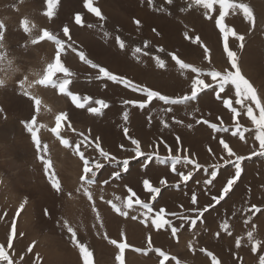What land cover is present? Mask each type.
Returning a JSON list of instances; mask_svg holds the SVG:
<instances>
[{
  "label": "rangeland",
  "instance_id": "obj_1",
  "mask_svg": "<svg viewBox=\"0 0 264 264\" xmlns=\"http://www.w3.org/2000/svg\"><path fill=\"white\" fill-rule=\"evenodd\" d=\"M244 1L245 0H236L237 3H245L255 17V28L249 31V27L251 28L249 24L247 31L246 29L244 30L245 40L247 42L252 35H255V33L258 34V32L264 29V0ZM154 4L157 8H165L167 11L154 12L152 8L148 7L147 0H93V6L98 7L105 17L104 20H100L84 9L83 0H59L56 15L49 20L42 14L46 10L44 0H0V23L4 25V37L2 41L4 47L0 49V52L6 55L4 64L0 66L3 67V70L0 71V82H2L0 83V109H3V112H0V220L8 221V223L6 222L4 225V229L6 227V233H4V230L1 232L3 233V238L0 240V245H4L7 249V237L12 230V224H19L15 225L16 234L18 235L15 234L13 236V244L16 240L18 241L16 243L17 249L15 251H12V249L10 250L15 264H82L78 249L71 244L69 234L66 228L63 227L65 221L73 227L78 240L86 244L92 250L94 254V264H119L115 259L119 250L115 248L114 245L109 244L108 239H115L117 242H124L129 245V247L125 248L122 256L124 264H159L160 258L155 252L150 251L145 255L143 251L137 252L134 250L147 249L149 237H151V243L154 248L162 249L170 258L175 257L174 260L170 259L169 261H165V264H176L177 261H179L180 264H211V259L200 251L201 248H206L217 255V257L220 256L221 259H219L222 261V264H259V256L264 255V250H262L264 249V230L262 229L264 226V200H259L260 196L264 194V182H261L263 181V175L258 179L259 184L262 186L261 192L257 193L256 187L250 189L244 186L245 183L248 185L255 184L257 172L260 166L264 165V158L259 156H253L243 162V175H245L246 178L242 175L237 185L234 186V191L231 192L224 201H221V203L216 206L215 210H210L211 215L208 213L204 214V223L201 224L198 220L196 226L192 227L191 231H189L186 226L181 232L177 233L178 239L171 236L170 229L167 231L165 229H152L150 220L147 222V227L141 224L139 221L144 219L141 215L143 210L139 209L137 206H133L135 210H127L129 215L123 217L115 213L107 203V201H112L118 206L122 205V202L129 196L127 187H131L137 196L145 202H148L150 200V194L143 189V179H149L154 186L162 188V196L157 197L158 203L153 202L155 205L154 211H158L160 207H164L166 212H183V214H187L186 216L195 218V213L185 210L193 207L202 208L206 203L212 202L211 195L218 194L223 184L226 183V179L234 174V170L231 166L221 167L219 169L221 175L218 176L213 185L208 186L210 193L205 194L203 180L205 178H210L209 174L213 170V165L223 164V161L220 160L219 157L221 155H226L219 144V139H225L230 148L239 155L244 154L245 156H249L251 152L246 151L252 144L255 145V147H259L256 141L251 143V140H246V135L248 133L255 134L254 128H252L254 126L251 124V121L240 115L237 116L236 121H233L232 113L223 106V99H216L213 89H207L205 92L206 94L201 93V96H208L209 102L212 100L219 104L220 107L217 115L212 102L211 104L203 102L202 105L206 110L204 109V115L202 113L203 116L196 114V121L206 119L216 123L218 127L228 128L229 133L213 132L206 124H197L195 121L197 126L202 125V127L205 128L207 134H202L203 137H206L208 134L213 136L210 143H208V140L205 138L204 142L200 144H196L197 141L194 136L190 137V135L197 132V128L193 126L185 131L182 130L181 126H179V128L170 124L169 129H163L159 119L155 117L156 113H161L159 111L161 105H159L158 102L154 101L143 111L133 108L131 105H123V100L140 98L139 94L125 89L122 85L113 84L110 81L96 80L94 78L97 74L96 70L82 63L71 48H66L61 55L64 66L74 74L71 77L72 84L69 88L80 96L89 95L93 100H106L110 107L104 110L103 115H91L87 112L86 108L76 109L66 96L58 94L56 89L50 87L49 89L44 87L45 89L47 88L45 92L48 94H45L43 91V86L28 88L29 93L33 95V97L49 105L48 108H46L42 106L43 103L41 102V105H39L40 111L38 112L32 106L31 100L19 94L20 86L18 82L26 75L28 76V82L37 79L39 73L42 72L47 63L51 62L55 54V45L47 40L40 41L36 45L31 44L29 33H26L21 27V21L23 20L28 21L27 27L30 30L31 36L39 37L41 29H48L65 41H67V38L63 36L62 28L67 24L71 29L72 38L76 42L73 44V48H76L77 51H84L93 62L96 61L95 63L105 66L116 74L126 76L136 83L147 85L154 90H158L170 96H177L189 92L191 79L194 78L193 74L190 70H184L183 74H181V70L175 66L167 53L177 52L179 57H183L181 58L183 62L194 66L191 62L194 60L193 57L188 59V57L186 58V56L178 51L179 43L177 44L176 42H178L180 38L177 36L184 37L182 33L189 32V35L193 37L196 35L199 36L201 42H204L203 44L208 47L207 42L214 39V31L219 30L215 29V25H213L214 21L203 19L204 10L202 8L181 11V9L188 8V0H173L172 4H166L165 0H154ZM76 12L81 13L83 17V27L77 26L74 23V14ZM169 13L171 14L169 15ZM195 18L198 20L196 19L195 21ZM135 19L141 21L139 27L133 23ZM153 21H158L159 23ZM193 22H197L198 25L196 23L191 24ZM200 22L203 26L200 25ZM224 23L226 22L224 21ZM89 24L95 25V27L89 28ZM100 25H103L102 29ZM185 25H187V27H185ZM170 27H172V29ZM153 28H156L163 35L157 36L152 31ZM166 28L172 31L169 32ZM173 28H175L176 31H173ZM193 28L195 29L194 33L192 31L190 32ZM104 32L109 33L107 40L104 38ZM204 34L206 35L204 36ZM219 34L220 40L228 42L223 40V35L220 32ZM117 35L125 42L124 51H121L115 44V37ZM173 36L175 39H171ZM229 36L227 39H233ZM163 37L165 39L168 38L167 41L169 42ZM145 41H148L149 47L144 50L148 51L150 55H140V61L144 60L138 62L132 55V49L137 46L143 48ZM169 45H172L171 49ZM157 47H163L165 51L163 53H158L156 52ZM100 56L103 60H100L102 59ZM152 56H159L161 59H165L166 63L169 64L166 70H162L163 72L161 73L160 80L158 79V82L155 80L157 83L154 82L155 78H152L155 72L154 67H156L155 62L152 60ZM128 60H130V62ZM8 61H11L12 67L17 71L11 70L7 63ZM103 63L107 64V66ZM139 65L144 72L140 69ZM151 66L153 69H151ZM143 67L146 68V70H144ZM197 68L200 69L199 67ZM168 69L172 72L170 70L168 72ZM213 69L217 70L215 67H213ZM124 71L131 75L129 74V76H127ZM145 71H147V73H145ZM201 71L208 72V70ZM243 71L245 72V69L242 70V73ZM9 73H11L12 76ZM252 73L263 76L262 73L258 74V72L255 71H252ZM252 73L249 75L251 76ZM246 74L243 73L251 82L254 90H257L256 92L259 97L264 99V77H262L258 83L256 81L252 82L253 80H250V76L247 77ZM163 75H165V78L167 76L168 81ZM171 75L179 78H174L172 76V80V77H170ZM55 78L62 79L63 74L56 73L54 79ZM5 80L8 82H5ZM148 81L152 82L147 83ZM28 82L25 83V88L28 87ZM206 83L213 82L210 78H206ZM104 85H107V87L105 88ZM156 86L158 87L156 88ZM186 86L188 88H186ZM95 90L97 92H95ZM121 90L123 91L122 93ZM50 92L52 95H49ZM209 95L212 98L209 97ZM50 97L53 100L49 99ZM223 98L230 99V106L235 107L239 112L238 106H235L236 103L230 96H223ZM59 102H61L60 106ZM41 106L44 107V109ZM252 107L255 108V105H252ZM45 108L48 112L44 111L46 110ZM184 108V106H174V109L180 112H182ZM125 110L129 111V120L126 124L122 119V113ZM52 112L56 113V115L61 112L67 113L68 120L76 129V132L89 134V129H91V137H99L103 149L115 155L120 160L133 155L130 152L123 151L119 147L120 144L131 147L130 141L126 139L124 135L123 129L125 127L129 129V135L132 138L138 139L141 142L143 151H157L162 160L169 156V152L159 141L163 139L175 150L177 148L175 137L179 135L182 140V148L187 150L184 154L191 153V157L201 164L203 168H208L209 174H205L202 168L199 172L194 174L192 180L187 183L181 182L179 188H165L159 184L160 179H166L169 185L176 184L179 180V178L170 171V162L161 163L158 160H153L150 165L152 166L151 168L143 169L137 161L133 160L130 164V171L128 173H122L123 178L121 180H110L109 184L102 185V181L109 179L112 171L115 170L113 165H106V167L98 173L96 183L89 189L92 193L94 206L96 208V212H93V203L84 196L83 188L80 187L79 176L82 174V161H80L79 157L75 155L71 149L61 145L59 140L49 131L50 128L56 126L54 121L55 118L52 117ZM193 113H195V111H193ZM33 115L36 116L38 138L41 140L42 145H47V158L51 162V169L61 182V191L59 193L51 189L48 179L44 175L43 164L37 159V153L31 142V137L21 124L22 120H31ZM149 115L152 116L151 123L148 121ZM158 116H162V118L166 120L167 117L170 116V113L167 115L161 113ZM218 116L221 118L220 120L216 119ZM140 119H143V122ZM182 120L184 121L183 128L186 129L185 124H190V122L188 123L190 119L182 117ZM53 122L54 124H52ZM122 122L124 123L122 124ZM130 122H134V124L131 125ZM237 124L240 125L241 130H244L245 127L246 129H250L248 132L244 131L245 139L243 140L239 135H231V132L235 130ZM60 133L64 139H68L73 145L82 139V137L78 136L67 127L66 121H61ZM142 135H144V137ZM214 136L216 139H214ZM145 137L147 139H145ZM157 144H159L158 148ZM209 149H211L212 152H209ZM81 150L85 152L88 158H98V153H96L91 146L85 147L82 144ZM212 153H215V155ZM141 159H143V157H141ZM254 164L256 166H254ZM249 166L251 168H249ZM191 167V165L187 168H183L180 165L177 166L178 170L185 172L190 170ZM247 168L250 170L248 171ZM262 169L264 170V167ZM197 181H199L201 187ZM241 182L244 183L242 184L244 187L243 190L239 188ZM193 183L195 187H193ZM44 185L46 188H44ZM188 185H191V187ZM196 187L198 189L200 188L199 191H197L198 189ZM192 190L196 192L198 201L201 199L198 205L193 206L191 204ZM11 192L14 195L11 194ZM101 197H103V199H101ZM117 197H119V199H117ZM135 198V196L132 197L133 201ZM25 200L26 203L21 209L20 205L24 203ZM186 202L188 203L186 204ZM181 205H183L184 209H181ZM252 205L258 207L260 211L256 212L252 209ZM45 210H47V215H45ZM48 211L50 213L52 212L54 215L52 213L50 215ZM97 213L99 214V220L97 219ZM133 215L137 216L136 220L131 219ZM168 218L172 219L177 225L180 223V221L175 220L174 217ZM207 219H209V221ZM3 221H0V227ZM225 221L229 224V231L233 233L232 236H228L225 232L220 230V225ZM20 222L23 223L22 226H24V228L20 227ZM28 222L29 225L27 224ZM208 223L210 224L207 225ZM17 230L20 231V234ZM217 232H220L219 237L215 236ZM248 232H252L253 241H260L257 253L255 254L251 252V245L247 237ZM122 233L123 237L121 236ZM105 236H107L108 239H105ZM207 237H209L210 240ZM237 237L242 238L241 247L239 249L236 248L235 245ZM18 238H20V240ZM227 241L230 243H227ZM189 242L192 243L191 250L189 249ZM29 246L32 247L31 252L28 251ZM13 247L14 245L12 248ZM218 249H220V251ZM219 253L223 255V257ZM237 257L240 259H237Z\"/></svg>",
  "mask_w": 264,
  "mask_h": 264
},
{
  "label": "snow or ice",
  "instance_id": "obj_2",
  "mask_svg": "<svg viewBox=\"0 0 264 264\" xmlns=\"http://www.w3.org/2000/svg\"><path fill=\"white\" fill-rule=\"evenodd\" d=\"M166 4H172L173 0H165ZM44 4L46 10L42 13L45 17L51 20L56 15V10L59 5V0H44ZM148 7L152 8L153 11L156 12H166L165 8H157L154 4V0H147ZM83 7L93 16L97 17L100 20H104L105 17L102 15L100 9L98 7L93 6V0H83ZM203 9V19L214 21L215 27L219 30V32L223 35L225 41H227V37L229 35L233 36L235 41L238 43L235 45L236 50H230L229 44L226 42L224 44V52L227 56L228 66L223 70H209L208 72H203L195 66H191L188 63L182 61V59L175 52H168L167 55L171 57V61L174 62L175 66H177L181 70V74H183L184 70H190L193 74L194 78L191 79L190 83V91L185 92L181 95L170 96L164 94L158 90H154L153 88L136 83L126 76L116 74L102 66L99 63L93 62V60L89 59L84 51H77L76 48H73V44L76 42L73 40L71 35L70 27L65 24L62 28L63 36L67 38V41L61 39L57 34H53L48 29H41V34L39 37L31 36L30 30L27 27L28 21H21V27L24 29L26 33H29L30 42L32 45L38 44L40 41L47 40L55 45V54L51 60V62L47 63L43 68L42 72H40L37 79L28 82V76H24L22 80H20V95L22 97H27L28 100L32 101V106L39 111V105L41 101L35 97H33L28 88L33 86H43L50 87L52 89H56L58 94L66 96L71 104L74 105L76 109H85L87 112L94 116H101L104 113L105 109L110 107L109 103L104 99H95L93 100L91 96L84 95L80 96L77 93H74L70 90L69 86L72 84L71 77L74 75L67 67L64 66V63L61 60L62 52L66 48H71L73 52L79 57L82 63L87 64L90 68L96 70L95 79L96 80H106L110 81L116 85H122L125 89H129L134 93H138L140 98L137 99H125L123 100V105H131L133 108H137L141 111L148 108L154 101L158 102L161 105L160 111L162 114L167 115L168 113L174 112V106H184L186 109L192 108V105L198 101V99H202L201 93H205L207 89H213L215 97L217 100L223 99V106L228 109L232 113V120L236 121L237 116L240 113L237 111L235 107H231L230 99L223 98V96H231L234 92L235 103L240 105L242 108L246 109V116L251 124L254 126L255 141L258 142V149L254 148L249 156L239 155L234 150H232L229 144L225 141V139L220 138L219 144L223 149V152L226 155H221L219 157L220 160L223 161V164L213 165V170L208 173V168H203L201 164H199L195 159L191 157V153L184 154L187 152L186 149L182 148V140L179 135L175 137L177 148L174 150L166 141L161 139L159 143L163 144L164 148L168 150L169 156L165 157L163 160L159 152H145L142 150L141 142L138 139L132 138L129 135V129L125 127L123 129L125 138L130 141L131 147H127L124 144H120L119 147L125 151L130 152L133 155H130L128 158L123 160L118 159L115 155L105 151L101 146V140L99 137H91V129H89V134H84L83 132H76V129L72 126L71 122L68 120L67 113L61 112L55 117V127L49 129V131L59 140L60 144L66 148L71 149L75 155H77L82 161V174L79 176L80 187L83 188V194L88 198L90 202L93 203V212H96V208L94 206L93 196L90 192V187L96 183L98 173L101 172L102 169L106 167V165H113L115 170L112 171L109 179H105L102 181V185L109 184L110 180H121L123 178L122 173H128L130 171V164L133 160L137 161L143 169H148L153 162V160H158L161 163L170 162V171L179 178L176 184L169 185L166 179H160L159 184L167 187L179 188L180 183H187L193 179L194 174L199 172L203 168V172L205 174H209L210 178H205L203 180V184L205 186V194L210 193L209 185H213L214 181L220 175L219 169L221 167L231 166L234 170V174L226 179V183L223 184L219 193L216 195H211V203H206L202 208L201 207H193L191 209H186L185 211H191L195 213V218H190L183 214V212H166L164 207H160L158 211H154V203H158L157 197L162 196V188L154 186L153 183L149 179H143V189L150 194V200L145 202L136 193L133 191L131 187H127V191L129 193L128 198L122 202V205L118 206L112 201H107V203L111 206L112 210L120 216L127 217L129 212L127 210H135L134 205L139 209L143 210L141 215L144 219H141L139 222L144 224L146 227L148 226L147 222L151 221V228L155 230L165 229L166 231L170 229L171 236L173 238H177V233L184 229L186 226L189 231H191L192 227L196 226L197 221L201 224L204 223V214L208 213L211 215L210 210H215L216 206L224 201L226 197L229 196L231 192L234 191V186L237 185V182L241 179L244 168L243 162L247 159H250L253 156H259L264 158V99H261L258 93L254 90L251 82L243 75L242 70L239 64V53L240 50L244 48L245 36L238 34L234 28L226 26L224 23L226 19V14L228 12L235 13L236 10H240L246 21H248L251 25L249 31L255 28V17L253 16L251 10L245 3H237L236 0H188V8L181 9V11H190L191 9ZM171 13H169L170 15ZM74 23L77 26L83 27L84 21L81 13L76 12L74 14ZM133 23L140 26L141 21L139 19L133 20ZM89 28L95 27V25L89 24ZM187 27V25H185ZM4 25L0 23V49L4 47L2 41L4 37L3 32ZM100 28H103V25H100ZM118 31V29H117ZM152 31L157 35H161V33L153 28ZM190 31L194 32V28ZM109 33L104 32V38L107 40ZM184 37L186 40H189L193 44H198L204 49V58L211 63L209 59L210 50L208 47L201 43V39L199 36H191L189 32L184 33ZM115 44L121 51L125 50V42L121 39L119 35L115 37ZM149 47L148 41L144 42V47L141 48L139 46L132 49L133 57L140 62V55L149 56L150 53L145 51ZM165 49L163 47H157L156 52L163 53ZM6 60V55L0 52V66L4 64ZM152 60L155 62V66L158 69L166 70L169 67V64L166 63L165 59H161L159 56H152ZM12 71L16 69L12 67L11 61L7 62ZM3 70V67H0V71ZM56 73H62L63 78H55ZM206 78H210L213 83H206ZM28 82V87L25 88V83ZM2 83V82H0ZM107 87V85H104ZM223 94V96H222ZM245 101L248 103L245 104ZM95 105V106H93ZM255 105V108L252 107ZM194 111H199L198 108L194 109ZM0 112H3V109H0ZM122 119L125 124L129 120V111L125 110L122 113ZM159 119L160 125L163 129H169L170 124L167 120L163 119L162 116H157ZM220 120L221 118L218 116L216 118ZM152 120V116H148L149 123ZM61 121L67 122V127L78 136L82 137V139L77 142L75 145L70 143L68 139H64L60 133ZM172 123L176 125L184 126V121L177 119L175 116L172 117ZM197 124H206L213 132H228L229 129L226 127H218V125L214 122H210L206 119L197 120ZM21 124L25 131L30 135L31 142L35 147L37 153V159L41 161L43 164L44 175L47 177L48 182L55 192L59 193L61 191V182L56 174L51 169V162L47 158V145H42L41 140L38 138V130L36 128V116L33 115L31 120H22ZM188 128H191L192 125L188 124ZM244 131H250V129H240V125L237 124L235 130L231 132L232 136L239 135L240 138L244 139ZM85 147L91 146L94 148L95 152L98 153V158H88L85 155V152L81 150V145ZM159 144H157V148ZM209 152H212L209 149ZM175 153V154H173ZM215 155V153H212ZM143 157V159H141ZM180 165L183 168H187L191 165V169L187 172L178 170L177 166ZM199 183V181H197ZM79 191V189H78ZM135 196V200L133 201L132 197ZM103 199V197H101ZM119 199V197H117ZM24 203H21L20 208L24 207ZM198 197L195 192L191 195V204L198 205ZM183 208V205L180 206ZM256 212H259L260 209L255 205L252 206ZM45 215H47V210H45ZM168 217H174L175 220L180 221L177 225L174 223L172 219ZM97 219L99 220V214L97 213ZM131 219L136 220L137 216L133 215ZM66 228L67 233L69 234V240L71 244L78 249L79 256L82 261V264H94V254L92 250L84 243L80 242L77 238V234L73 227H71L67 221L64 222L63 225ZM220 230L225 232L228 236H232V232L229 231V224L227 221L220 225ZM16 234L15 224L13 223L11 233L7 237V249L4 245H0V264H15V261L12 259L10 254V250L13 246V236ZM217 237L220 236V232L215 234ZM123 237V233L121 234ZM248 241L251 245V252L253 254L257 253L258 246L260 241H253L252 232L247 233ZM105 239H108L105 236ZM178 239V238H177ZM241 239L240 237L236 238L235 245L236 248L241 247ZM108 243L114 245L115 248L119 250V253L116 255L115 259L119 264H124V260L122 256L124 254V250L129 245L124 242H117L115 239H108ZM189 249H192V243L189 242ZM137 252L143 251L145 255L148 252H155L157 256L160 258L159 264H165V261H169L170 259H175V257H169L168 254L160 248H154L151 243V237H149V243L147 249H134ZM29 252L32 251V247L29 246ZM201 252L205 253L210 259L211 264H222V261L215 255L213 252L207 250L206 248H201ZM22 259V257H21ZM237 259H240L237 257ZM176 264H180L179 261ZM259 264H264V255L259 256Z\"/></svg>",
  "mask_w": 264,
  "mask_h": 264
},
{
  "label": "bare ground",
  "instance_id": "obj_3",
  "mask_svg": "<svg viewBox=\"0 0 264 264\" xmlns=\"http://www.w3.org/2000/svg\"><path fill=\"white\" fill-rule=\"evenodd\" d=\"M246 1V0H245ZM244 1V2H245ZM176 10V9H175ZM196 10V9H195ZM155 12V11H154ZM196 12V11H195ZM158 13V12H157ZM157 13H155V14H157ZM174 13V12H173ZM27 14V13H26ZM19 17V16H18ZM186 18H190V17H186ZM175 19V18H174ZM196 19L197 18H195V21H196ZM156 20V19H155ZM189 20V19H188ZM187 20V21H188ZM198 20V19H197ZM190 21V20H189ZM193 21H194V19H193ZM4 22V21H3ZM153 22H158V21H153ZM225 22H226V25L228 26V27H231V28H234L235 29V31L238 33V34H241V35H243L244 34V30L246 29V31H247V27H248V25L250 24L248 21H246L245 20V18H244V15H243V13L240 11V10H236V12L235 13H232V12H228L227 14H226V19H225ZM159 23V22H158ZM197 24V22H193V23H191V24ZM213 24V23H212ZM157 25V24H156ZM198 25V24H197ZM196 25V26H197ZM200 25H201V22H200ZM205 25V24H204ZM214 25V24H213ZM169 26V25H168ZM172 26V25H171ZM201 26H203V25H201ZM201 26H200V28H201ZM212 26V25H211ZM205 27V26H204ZM165 28V27H164ZM171 29H172V27H170ZM197 28V27H196ZM213 28V27H212ZM160 29V28H159ZM167 29V28H166ZM174 30L173 31H176V29L175 28H173ZM180 29H181V27H180ZM180 29H178V30H180ZM184 29V28H183ZM187 29V28H186ZM202 29H203V27H202ZM207 29V28H206ZM211 29V28H210ZM210 29H209V31H210ZM214 29V28H213ZM215 29H217L216 27H215ZM249 29H250V27H249ZM190 30V29H189ZM195 30V29H194ZM199 30V29H198ZM204 30H205V28H204ZM212 30V29H211ZM165 31V30H164ZM163 31V32H164ZM167 31H169L168 29H167ZM166 31V32H167ZM170 31H172V30H170ZM169 31V32H170ZM202 31V30H201ZM201 31H200V33H201ZM213 31V30H212ZM211 31V32H212ZM161 32H162V30H161ZM191 32V31H190ZM195 32V31H194ZM193 32V33H194ZM204 32V31H203ZM203 32H202V34H203ZM207 32V31H206ZM215 32V33H214ZM213 33H214V39L213 40H211V41H209V42H207L208 43V49L210 50V56H209V59L211 60V63H209L208 62V60H205V58H204V49L200 46V45H198V44H193V43H191L189 40H186L185 39V37H180V36H177V37H179L180 39H179V41L178 42H176L177 44L179 43V45H178V51L182 54V55H184V56H186V58L188 57V59H190V58H194V60L193 61H191L192 63H193V65L194 66H197V67H199L201 70H212L213 69V67H215L217 70H223L225 67H227L228 66V62H227V56H226V53L224 52V44L226 43V42H224V41H222V40H220V34H219V31H214ZM176 33H178V32H176ZM212 33V34H213ZM180 34V33H179ZM179 34H177V35H179ZM183 35H184V33H182ZM208 34V33H207ZM151 35V34H150ZM161 35H163L162 33H161ZM195 35V34H194ZM206 34H204V36H205ZM192 36V35H191ZM197 36V35H196ZM208 36V35H207ZM244 36H245V34H244ZM164 37H165V35H164ZM163 37V38H164ZM170 37V36H169ZM176 37V38H177ZM213 37V36H212ZM211 37V38H212ZM229 37H232L233 39H227V43L229 44V48H230V50H236V47H235V45L238 43L237 41H235V39H234V37L233 36H229ZM175 39V37L173 36L171 39ZM158 39V38H157ZM165 39V38H164ZM168 39V38H167ZM167 39H165L166 41H167ZM170 39V40H171ZM209 39H210V37H209ZM223 39V38H222ZM176 40H178V39H176ZM203 40V39H202ZM206 40V39H205ZM224 40V39H223ZM163 42H164V40H163ZM167 42H169V41H167ZM170 42H172V41H170ZM202 43V42H201ZM204 43V42H203ZM202 43V44H203ZM167 44H169V43H167ZM167 44H166V46H167ZM174 44V43H173ZM170 46V45H169ZM172 46V45H171ZM171 46H170V49H171ZM175 46V45H174ZM166 48V47H165ZM108 52V51H107ZM20 53V52H19ZM104 53V52H103ZM177 53V52H176ZM178 54V53H177ZM180 54V55H181ZM103 55V54H102ZM105 55V54H104ZM179 55V54H178ZM181 55V56H182ZM101 57V56H100ZM102 58V57H101ZM180 58H183V57H180ZM185 58V57H184ZM100 60H103V58L102 59H100ZM125 60V59H124ZM123 60V61H124ZM144 60V59H143ZM143 60H141V61H143ZM183 60V59H182ZM192 60V59H191ZM98 61H99V58H98ZM129 62H130V60H128ZM140 61V62H141ZM96 62V61H95ZM125 62H126V60H125ZM128 62V63H129ZM133 62V61H132ZM132 62H131V64H132ZM189 62H190V60H189ZM106 63V62H105ZM174 63V62H173ZM104 64V63H103ZM124 64V63H123ZM136 64V63H135ZM191 64V63H190ZM239 64H240V68H241V70H243V69H245V72L243 71V73H247L246 75H247V77L248 76H250L249 74L250 73H252V71H255V72H258V74L259 73H262L263 74V76H260V75H255L254 73H252V75L250 76V80H253L252 82H254V81H256V82H260V79L262 78V77H264V29L262 30V31H260V32H258V34L257 33H255V35H252V37L246 42V40H245V42H244V48L242 49V50H240V53H239ZM104 65H106L107 66V64H104ZM110 65V64H109ZM133 65H134V63H133ZM41 66V65H40ZM136 66V65H135ZM140 66V65H139ZM152 67V66H151ZM150 67V68H151ZM136 68H138V67H136ZM144 68V67H143ZM171 68V67H170ZM140 69H141V66H140ZM139 69V70H140ZM147 69H148V67H147ZM151 69H153V67L151 68ZM175 69V68H174ZM137 70V69H136ZM142 71H143V69H141ZM144 70H146V68H144ZM161 70V69H160ZM160 70H158V68H156V67H154V75L152 76V78L154 79V82L155 83H157L158 82V79L160 80V76H161V73L163 72L162 70L160 71ZM169 70L170 69H168L167 71L169 72ZM17 71V70H16ZM126 71V70H125ZM124 71V72H125ZM171 71V70H170ZM174 71V70H173ZM123 72V73H124ZM128 72V71H127ZM144 72V71H143ZM172 72V71H171ZM177 72H179V71H177ZM188 72V71H187ZM18 73V72H17ZM126 73V72H125ZM124 73V74H125ZM145 73H147V71H145ZM188 73H190V72H188ZM10 75H11V73H9ZM8 74V75H9ZM40 74V73H39ZM127 74V73H126ZM130 74V73H129ZM129 74H127V76H129ZM186 74V73H185ZM9 75V76H10ZM131 75V74H130ZM144 75V74H143ZM152 75V74H151ZM169 75V74H168ZM173 75H174V73H173ZM173 75H171L170 77H172ZM189 75V74H188ZM187 75V76H188ZM8 76V77H9ZM12 76V75H11ZM165 75H163V77H164ZM175 76V75H174ZM173 76V77H174ZM179 76V75H178ZM5 77V76H4ZM7 77V78H8ZM36 77V76H35ZM138 77V76H137ZM147 77V76H146ZM169 77V78H170ZM173 77H172V80H173ZM177 77V76H176ZM176 77H174V78H176ZM190 77V76H189ZM194 77V76H193ZM31 78V77H30ZM162 78V77H161ZM165 78V77H164ZM177 78H179V77H177ZM181 78V77H180ZM6 79V78H5ZM9 79V78H8ZM166 80L168 79L167 78V76H166V78H165ZM3 80H4V78H3ZM157 82H156V81ZM164 80V79H163ZM171 80V79H170ZM185 80V79H184ZM168 81V80H167ZM175 81V80H174ZM5 82H8L7 80H5ZM152 82V81H151ZM151 82H147V83H151ZM170 82V81H169ZM186 82V81H185ZM188 82V81H187ZM263 82H264V80H263ZM84 83V82H83ZM143 83V82H142ZM146 83V84H147ZM165 83V82H164ZM172 83V82H171ZM184 83V82H183ZM145 84V83H144ZM175 84V83H174ZM88 85H89V83H88ZM91 85V84H90ZM160 85H162V84H160ZM160 85H159V87H160ZM165 85V84H164ZM167 85V84H166ZM188 86V85H187ZM186 86V88H188ZM88 87V86H87ZM91 87V86H90ZM114 87V86H113ZM158 86H156V88H157ZM181 87V86H180ZM44 88V87H43ZM48 89H49V87H47ZM47 88L45 89L44 88V92L45 91H47ZM106 88V87H105ZM166 88V87H165ZM182 89H184L183 87H181ZM112 89V88H111ZM167 89V88H166ZM180 89V88H179ZM115 90V89H114ZM113 90V91H114ZM122 90H124V89H122ZM121 90V93L123 92ZM263 90H264V88H263ZM185 91H186V89H185ZM257 91V90H256ZM43 92V93H44ZM51 92H53V91H51ZM49 93V95L51 94L52 95V93ZM95 92H97L96 90H95ZM102 92V91H101ZM116 92V91H115ZM118 92H120V91H118ZM210 92V91H209ZM41 93V92H40ZM47 92H45V94H46ZM107 93H109V92H107ZM212 93V92H211ZM48 94V93H47ZM204 94H206V93H204ZM49 95H47V96H49ZM100 95V94H99ZM110 95V94H109ZM108 95V96H109ZM33 96V95H32ZM36 96V95H35ZM107 96V95H106ZM135 96V95H134ZM133 96V97H134ZM202 96H204V95H202ZM43 97V96H42ZM53 97V96H52ZM209 97H211L210 95H209ZM227 97V96H226ZM234 101H235V96H234V92L232 93V95L230 96ZM44 98H45V96H44ZM212 98V97H211ZM210 98V99H211ZM46 99V98H45ZM49 99H52L51 97L49 98ZM62 99V98H61ZM40 100V99H39ZM53 100V99H52ZM63 100V99H62ZM48 101V100H47ZM64 101V100H63ZM63 101H61V102H63ZM211 102H212V104H213V106L215 107V109H216V115H217V113H218V111H219V104L218 103H215V102H213L212 100H210ZM42 103H43V105L42 106H44V107H46V108H48V106L49 105H46L43 101H41ZM46 102V101H45ZM55 102V101H54ZM61 102H59V106H60V103ZM65 102V101H64ZM203 102H207V103H210L211 104V102H209L208 101V96H204L202 99H198V101L196 102V103H194L193 105H192V108H190V109H186V108H184L183 110H182V112H180L179 110H177V109H174V112H172V113H170V116L169 117H167V121L169 122V124H172V125H174V126H177V127H179V126H181V125H176V124H173L172 123V117L173 116H175L177 119H180V120H182V117L183 118H185V119H190L189 121H188V123L190 122V124L193 126V127H195V128H197V132L196 133H194L193 134V132H192V134L193 135H190V137L191 136H194L195 137V140L197 141L196 142V144H200V143H202V142H204V140H205V138L208 140V143H210L211 142V139L213 138V136H210V134H208L206 137H203L202 136V134H204V133H206V130H205V128H203L202 127V125L201 126H197L196 124H195V121H196V114H199V115H202V113H203V115H204V112L203 111H205L206 109L204 108V106L202 105L203 104ZM248 102L247 101H245V104H247ZM57 104V103H56ZM67 104V103H66ZM40 105H41V103H40ZM41 106V107H42ZM235 106H238V109H239V113H240V116L241 117H243V118H246L247 120H248V118H247V116H246V109L245 108H240L241 106L240 105H237V104H235ZM254 106V105H253ZM40 107V108H41ZM44 107H42L43 109H44ZM67 107V106H66ZM45 108V109H46ZM62 108V107H61ZM196 108H198L199 109V111H195V113H193V111H194V109H196ZM43 109H41V110H43ZM63 109V108H62ZM205 109V110H204ZM40 111V110H39ZM44 111H47L48 112V110L46 109V110H44ZM111 111H112V109H111ZM160 111V110H159ZM66 112V111H65ZM110 112V111H109ZM161 112V111H160ZM221 112V111H220ZM40 114V113H39ZM161 113H156V115H155V117H157L158 115H160ZM206 114V113H205ZM211 114H214V113H211ZM111 115V114H110ZM202 115V116H203ZM215 115V116H216ZM69 116V115H68ZM208 116V115H207ZM206 116V117H207ZM52 117H56V113H54V112H52ZM93 117V116H92ZM131 118V117H130ZM89 119V118H88ZM135 119V118H134ZM145 119V118H144ZM198 119H199V116H198ZM212 119V118H211ZM118 120V119H117ZM140 120H142V122H143V119H140ZM170 120V121H169ZM242 120V119H241ZM54 121H55V119H54ZM134 121V120H133ZM138 121V120H137ZM155 121V120H154ZM52 122V121H51ZM50 122V123H51ZM97 122V121H96ZM141 122V121H140ZM99 123V122H98ZM124 122H122V124H123ZM138 123V122H137ZM151 123V122H150ZM52 124H54V122L52 123ZM102 124V123H101ZM130 124L131 125H133L134 124V122L133 123H131L130 122ZM141 124V123H140ZM143 124V123H142ZM171 125V126H172ZM187 125L188 124H185V128L186 129H184L183 128V126H181L182 127V130H189V128L187 127ZM63 126V125H62ZM105 126V125H104ZM143 126V125H142ZM157 126V125H156ZM242 126H243V124H242ZM109 127V126H108ZM154 127V126H153ZM146 128V127H145ZM157 128V127H156ZM155 128V129H156ZM180 128V127H179ZM252 128H254V127H252ZM251 128V129H252ZM245 129H246V127H245ZM146 130V129H145ZM157 130V129H156ZM181 130V131H182ZM192 131V130H191ZM252 131V130H251ZM143 132H144V130H143ZM142 132V133H143ZM157 132V131H156ZM155 132V133H156ZM248 132V131H247ZM146 133V132H145ZM144 133V134H145ZM189 133V132H188ZM188 133H187V135H188ZM209 133V132H208ZM229 133V132H228ZM207 134V133H206ZM141 135V134H140ZM147 135V134H146ZM186 135V136H187ZM143 137H144V135H142ZM142 136H141V138H142ZM254 136H255V134H253V133H248L247 135H246V140H251V143L252 142H255V139H254ZM149 137V136H148ZM189 137V136H188ZM189 137V138H190ZM144 139V138H143ZM142 139V140H143ZM145 139H147L146 137H145ZM214 139H216L215 138V136H214ZM245 139V138H244ZM150 140V139H149ZM148 140V141H149ZM142 143H144V142H142ZM243 143V142H242ZM258 142L256 141V144H257ZM57 144V143H56ZM235 144V143H234ZM258 145V144H257ZM155 147V146H154ZM254 148H257L258 149V147H255V145H253L252 144V146H250V148L246 151V152H252L253 151V149ZM234 149H236V148H234ZM240 150V149H239ZM251 154V153H250ZM242 155H244V154H242ZM16 161V160H15ZM253 162V161H252ZM261 162H262V160H261ZM254 163V162H253ZM263 163V162H262ZM254 166H256L255 164H254ZM152 166H150V168H151ZM248 167V166H247ZM264 167V165H262V166H260V169H259V171L257 172V179H256V182H255V184H253V185H248L247 183H240V185H239V188H240V190H243L244 189V187H243V185L242 184H244V186L246 187V188H250V189H252V188H255L256 187V192L257 193H259V192H261L262 191V186L259 184V181H258V179L259 178H261V175H263V181H261V182H264V170L262 169ZM249 168H251L250 166H249ZM153 169V168H152ZM155 170V169H154ZM158 170H160V169H158ZM246 170V169H245ZM247 170H248V168H247ZM250 170V169H249ZM248 170V171H249ZM132 171V170H131ZM157 172V171H156ZM246 172V171H245ZM152 173V172H151ZM134 175V174H133ZM220 175H221V173H220ZM245 175H243V177H244ZM251 176V175H250ZM208 177V176H207ZM222 177V176H221ZM125 178V177H124ZM218 178V177H217ZM245 178H246V176H245ZM244 178V179H245ZM253 178V177H252ZM255 179V178H254ZM247 182V181H246ZM217 183V182H216ZM200 184V183H199ZM195 184L193 183V187H195L194 186ZM188 186H190L191 187V185H188ZM200 187H201V184H200ZM205 187V186H204ZM257 187H259V188H257ZM44 188H46L45 187V185H44ZM43 188V189H44ZM197 188V187H196ZM189 189V188H188ZM187 189V190H188ZM192 189V188H191ZM194 189V188H193ZM198 189V188H197ZM196 189V190H197ZM200 189V188H199ZM199 189L197 190V191H199ZM40 191H44V190H40ZM190 191V190H189ZM188 192V191H187ZM192 192H193V190H192ZM213 192V191H212ZM215 192V191H214ZM196 193V192H195ZM216 193V192H215ZM245 193H247V194H249L248 192H245ZM11 194H13L12 192H11ZM181 194V193H180ZM183 194H184V192H183ZM189 194V193H188ZM14 195V194H13ZM14 197V196H13ZM12 197V198H13ZM184 197V196H183ZM11 198V199H12ZM15 198V197H14ZM14 198H13V200H14ZM17 198V197H16ZM204 198V197H203ZM208 198V197H207ZM206 198V199H207ZM55 199V198H54ZM189 199V198H188ZM72 200V199H71ZM201 199H199V201H200ZM259 200H264V194L262 195V196H260V198H259ZM260 201V202H261ZM189 202V201H188ZM188 202H186V204L188 203ZM156 203V202H155ZM253 204V203H252ZM260 204V203H259ZM262 204H263V202H262ZM250 205V204H249ZM194 206V205H193ZM192 206V207H193ZM253 206V205H252ZM191 207V206H190ZM51 209V208H50ZM182 209V208H181ZM184 209V208H183ZM55 211V210H54ZM49 212V211H48ZM50 213V212H49ZM52 213V212H51ZM51 213H50V215H51ZM53 214V213H52ZM185 215H187L186 213H184ZM54 215V214H53ZM52 215V216H53ZM189 215V214H188ZM235 217V216H234ZM30 218V217H29ZM232 218V217H231ZM1 219V218H0ZM54 220V219H53ZM208 221H209V219H207ZM206 220V221H207ZM0 221H3V220H0ZM26 221V220H25ZM27 221H28V219H27ZM8 223V221H3V224H2V226L0 227V240L3 238V233H1L2 232V230H6V227H5V229H4V225H5V223ZM40 222V221H39ZM2 223V222H1ZM54 223V222H53ZM52 223V224H53ZM56 223V222H55ZM210 223L212 224V222L210 221ZM210 223H208L207 225H209ZM214 223V222H213ZM20 224H21V226L20 227H23L24 228V226H22L23 225V223H21L20 222ZM28 225H29V222L27 223ZM51 224V225H52ZM215 224V223H214ZM213 224V225H214ZM8 225V224H7ZM13 225V224H12ZM15 225H19V224H15ZM24 225H26V224H24ZM53 226V225H52ZM212 226V225H211ZM17 227V226H16ZM215 228V227H214ZM213 228V229H214ZM262 229L264 230V226L262 227ZM18 231V233L20 234V231L19 230H17ZM26 231V230H25ZM196 231V230H195ZM200 231V230H199ZM181 232V231H180ZM198 232V231H197ZM4 233H6V231L4 232ZM10 233H11V231H10ZM9 233V234H10ZM17 233V232H16ZM29 233V232H28ZM200 233V232H199ZM207 233H208V231H207ZM30 234H31V232H30ZM157 234V233H156ZM188 234V233H187ZM186 234V235H187ZM210 234V233H209ZM16 235H18V234H16ZM153 235V234H152ZM182 235V234H181ZM185 235V236H186ZM162 236V235H161ZM183 236V235H182ZM189 236V235H188ZM207 236V235H206ZM216 236V235H215ZM17 237H19V236H17ZM190 237V236H189ZM21 238V237H20ZM20 238H18L19 240H20ZM22 238H24V237H22ZM184 238V237H183ZM188 238V237H187ZM207 238H209V237H207ZM17 239V238H16ZM15 239V240H16ZM14 240V241H15ZM23 240V239H22ZM209 240H210V238H209ZM220 241H221V239H220ZM18 241L16 240L15 242H14V247L12 248V251H15L17 248H16V243H17ZM227 243H230L229 241H227ZM180 244V243H179ZM182 244V243H181ZM30 245V244H29ZM207 245V244H206ZM228 245V244H227ZM198 246V245H197ZM111 247V246H110ZM219 251H220V249H218ZM262 250H264V249H262ZM21 252V251H20ZM216 253H218V252H216ZM220 254V253H219ZM218 254V255H219ZM188 255V254H187ZM221 255V254H220ZM19 256V255H18ZM222 257H223V255H221ZM207 257V256H206ZM180 258V257H179ZM218 258H220V256L218 257ZM221 259V258H220ZM151 261V260H150ZM229 263V262H228ZM145 264V263H144Z\"/></svg>",
  "mask_w": 264,
  "mask_h": 264
}]
</instances>
